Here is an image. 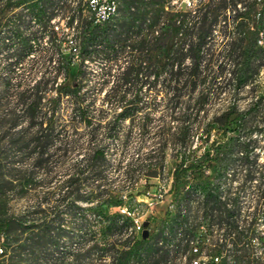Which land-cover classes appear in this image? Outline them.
<instances>
[{
	"label": "trees",
	"instance_id": "obj_1",
	"mask_svg": "<svg viewBox=\"0 0 264 264\" xmlns=\"http://www.w3.org/2000/svg\"><path fill=\"white\" fill-rule=\"evenodd\" d=\"M117 1V14L96 23L89 0H0V54L6 53L7 61L4 69L21 65L40 36L47 38L51 48L46 51V71L22 92L29 93L26 100L36 96L20 109L27 126L9 137L6 146L19 145L23 152L32 146L40 149L36 164L43 166L45 152L58 137L54 126L58 112L55 106L46 112L47 119L35 123L41 113L42 99L55 90L48 89L50 68H54L55 79L60 67L67 71L70 67L77 69L72 85H65L60 91L56 89L54 101L73 97L72 116L79 115L87 126L95 120L101 126L105 122L111 136L120 134L117 126L137 117L142 107L139 104L146 101L143 88L148 81L145 78H154L156 85L164 78L169 81L167 93L170 94L166 106L177 125L161 124L154 133L158 144L149 156L166 147L173 151L176 158L172 180L176 190L174 209L161 220L157 233H149L147 237L143 234L138 237L133 231L126 235L132 220L124 213L97 211L102 236L92 239L91 243L80 241L72 253V262L97 252V259H109L110 264H182L183 258L186 264H191L205 251L210 255V264H264V255L252 243V239L261 236L259 220L264 222V162H260L264 150V90L258 91L252 81L264 67V45L258 43L261 35L264 38V0L261 3L199 0L195 9L170 11L165 0ZM56 18H66V25L74 31L77 46L70 52H59L62 39L52 24ZM95 56L107 64H116L118 69L124 67L118 74L111 73V66L99 74L103 80L98 81L99 91L112 81L113 85L115 82L124 85V89L114 85L107 91L108 96L114 93L118 99L115 110L121 107L110 119L107 114L93 113L88 105H83L86 101L83 84L77 80L87 75V61ZM227 73L230 74L228 81L234 83L233 101L216 113L212 124L206 127L201 120L206 104L211 95L222 94L220 82ZM42 85L46 86L44 93ZM246 86L250 87L252 96L248 105L241 108L236 96ZM184 89L196 93V97L183 101ZM150 122L144 118L139 124L145 130ZM33 126H37L34 133ZM211 128L221 132L219 138L211 140L208 134ZM92 131L94 140L96 128ZM91 159L105 161V148L96 145ZM99 168L97 163L79 164L65 181L66 191L57 200V203L64 202L68 210L79 212L81 231L89 229L86 213L90 208L79 202L90 199L83 193L90 178L96 181L95 192L104 186ZM24 181L31 189L37 188L33 170ZM9 183L13 184L0 177V195ZM249 199L255 202L254 210L244 205ZM42 206L40 201L27 214L8 216L1 212L0 199V256L8 254L12 261L26 264H46L55 255L48 253L47 248L59 250V238L67 232L59 227L55 209L60 204L51 206L56 214L50 219L35 217L46 213L47 208ZM87 234L79 236L84 238ZM194 240L203 244L198 254L193 251L198 246H193ZM260 252H264V246Z\"/></svg>",
	"mask_w": 264,
	"mask_h": 264
},
{
	"label": "rangeland",
	"instance_id": "obj_2",
	"mask_svg": "<svg viewBox=\"0 0 264 264\" xmlns=\"http://www.w3.org/2000/svg\"><path fill=\"white\" fill-rule=\"evenodd\" d=\"M173 1L165 0L166 5H168L167 10H192L199 3V0H194V7L188 9L185 8L183 0ZM257 2H260V0H257ZM65 19L56 18L52 24L59 26L56 29L58 38L62 39V47L59 52L64 51L66 53L73 48L75 49L77 44L73 35L74 31L66 25ZM35 28L38 29L37 26ZM218 39L221 41L220 37ZM1 45L2 37H0ZM49 49L51 48L47 38L40 36L35 41L34 50L15 69H4L3 67L7 62L5 61L6 53L0 54V177H5L13 183H9L8 188L0 195L3 205L1 212L8 216L27 214L38 207L39 202L42 201V207L47 208L46 213L36 214L35 217L50 219L56 214L51 206L60 204L55 209L59 215V227L67 232L63 233L59 238V250L52 246L47 248L48 253L54 252L55 255L46 264H110L109 259H97V252L92 253L86 259H81L79 262H72V257L74 256L72 253L76 251V247L80 246V241L84 240L85 242L86 240V242H90L92 239H100L102 236L101 226L97 222V211L103 210L107 214L124 213L123 209L126 205L132 213H135V217L149 221L147 228L150 235H154L159 230L161 220L166 218L169 211L174 209L176 190L172 187V180L176 158L173 155V151L166 147L153 151L152 155L149 156L150 151L158 144L154 133L160 129L161 124L169 123L172 127L177 125L170 117L171 110L166 106V100L170 98V94L167 93L169 81L160 78L159 83L156 85L154 78H145L148 81L143 88V92L146 93V101L143 105L139 104L142 107L137 113V117L117 126L120 134L111 136L108 128L104 126L105 122L101 126L99 120H95L91 126H87L79 115L72 116L73 97L65 96L60 102L54 101L55 97H57V90L60 91L65 85H72L77 75V69L70 67L67 71L60 67L58 69V77L55 79L54 68H50L49 72L51 71L52 73L49 74L51 80L48 89L52 87L55 90L49 92L42 99L40 104L41 113L35 123H39L42 119H47L49 114L47 115L46 112L49 108L55 106L58 112L56 113L54 126L58 137L55 144L45 152L42 160L43 166H39L40 164H36V158L40 149L35 150L32 146L26 152H23L19 145L7 147L6 143L9 137L14 136L19 130L27 126L28 121L24 120L20 109L25 104L32 102L36 96L26 100V96L29 93L25 94L22 92L27 86H33L35 81L46 71V64L44 65V63L48 56L46 51ZM109 66H111V73L113 74H118L124 69V67L118 69L116 64L112 62L107 64L106 60L95 56L93 60L87 61V67H85L87 75L85 77L79 76L77 80L83 84L82 93L85 94L86 99V101H83V105H88L93 113L99 115L107 114L110 119L121 109V107H118L115 110L118 99L115 98L114 93L108 96L107 92L117 83L115 82L113 85L114 81H112L103 90L99 91L97 89V87H100L98 81H103L100 79L99 74L108 70ZM229 78V73L223 76L220 82L223 89L222 94L218 96L217 94L211 95L209 102L206 104V113L201 119L206 127L212 124L213 116L216 113L225 109L233 101L232 89L234 83L233 81L232 83L229 82ZM252 81L258 91L264 90V68H261L260 73L255 75ZM253 84L250 83V87ZM121 85V82L118 83L117 88L121 89L122 87L124 89V85ZM45 87V85H42L43 93L46 90ZM250 87L246 86L241 89L236 96L237 104L241 108L246 107L251 99ZM182 92L185 93V96L181 98L183 101L197 95L196 93H190L189 89H184ZM144 118H148L151 121L148 128H144L145 130L140 125ZM93 127L96 128V138L94 140L91 137ZM36 130L37 126H33L31 132L34 133ZM143 131H146L145 135H142ZM208 134L212 140L219 138L221 132L217 128H211ZM96 145H102L105 148V161L91 159ZM262 145H264V141ZM47 157H50V159L46 160ZM260 162H264V150L261 152ZM88 163H97L100 167L98 174L102 177L104 186L95 192L94 183L96 181L92 178L84 186L83 193H86V196H90V199L88 201L82 200L79 204L90 208L86 213L90 226L89 229L81 231L79 226L81 216H79V212L68 210L64 202L57 203V200L66 191V188L63 187L65 181L78 169L79 164ZM232 168L236 170L238 167ZM154 169L159 171L158 176L148 175V172ZM31 170L34 171L35 182L38 183L35 189H31L28 184H23L26 175ZM231 172L233 171L231 170ZM187 180L190 179L187 178ZM19 183H22V185ZM170 185L171 189H169ZM164 188L169 189V191L164 192L163 197L154 195L158 193L159 189L164 190ZM252 201L249 199L244 202L246 209L254 210L255 202ZM115 203H121V205H116ZM80 213L83 214L84 212ZM258 223L261 229V236L252 239V243L257 248L255 250H259V253L264 255V252H260L264 246V222L260 219ZM129 231L134 232L133 225L126 229V235ZM198 231H201V227ZM87 232L88 234L84 238L79 236ZM138 237H142V233ZM195 245L201 247L203 244H199L197 240H194L193 246ZM206 250L209 252L208 249ZM203 255L207 261H210V255H206L205 251ZM183 260L182 264H186L184 258ZM8 263L26 264V262H19L16 259L12 261L8 254L0 256V264Z\"/></svg>",
	"mask_w": 264,
	"mask_h": 264
},
{
	"label": "built area",
	"instance_id": "obj_3",
	"mask_svg": "<svg viewBox=\"0 0 264 264\" xmlns=\"http://www.w3.org/2000/svg\"><path fill=\"white\" fill-rule=\"evenodd\" d=\"M173 2H178V0H174ZM183 2L185 5V8H188V9H192L195 5L194 0H183ZM260 3H261V0H260ZM89 5L92 9V13L94 14L96 23H102L106 21L111 15L117 14V11H118V1L117 0H89ZM54 28L56 30L59 28V26L54 25ZM258 43L260 45H264V38L262 35L258 39ZM169 189H171V185ZM169 189L167 188H164V190L159 189L158 193H155L154 195L163 197L164 192H168ZM148 193L151 194L150 192ZM123 212L125 216L131 218L132 220L131 224L135 228V235L138 236L140 233L143 234L146 228L144 226L145 219L144 218L141 219L140 217H135V213H132V211L126 205L124 206ZM193 251L195 254L200 253L199 246H195ZM191 264H210V263L206 260V257L202 253L199 255V257H195Z\"/></svg>",
	"mask_w": 264,
	"mask_h": 264
},
{
	"label": "water",
	"instance_id": "obj_4",
	"mask_svg": "<svg viewBox=\"0 0 264 264\" xmlns=\"http://www.w3.org/2000/svg\"><path fill=\"white\" fill-rule=\"evenodd\" d=\"M158 174H159V171L156 170V169L151 170V171L148 172V175H151V176H158ZM148 225H149V221H145L144 226H145L146 228H145V230H144V232H143V236H144V237H147V236L149 235V230H148V228H147Z\"/></svg>",
	"mask_w": 264,
	"mask_h": 264
},
{
	"label": "bare ground",
	"instance_id": "obj_5",
	"mask_svg": "<svg viewBox=\"0 0 264 264\" xmlns=\"http://www.w3.org/2000/svg\"><path fill=\"white\" fill-rule=\"evenodd\" d=\"M134 233H135V228H134Z\"/></svg>",
	"mask_w": 264,
	"mask_h": 264
}]
</instances>
